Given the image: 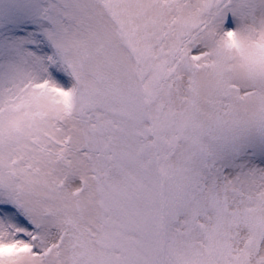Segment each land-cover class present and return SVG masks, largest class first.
Masks as SVG:
<instances>
[{
	"label": "snow or ice",
	"instance_id": "obj_1",
	"mask_svg": "<svg viewBox=\"0 0 264 264\" xmlns=\"http://www.w3.org/2000/svg\"><path fill=\"white\" fill-rule=\"evenodd\" d=\"M0 264H264V0H0Z\"/></svg>",
	"mask_w": 264,
	"mask_h": 264
}]
</instances>
